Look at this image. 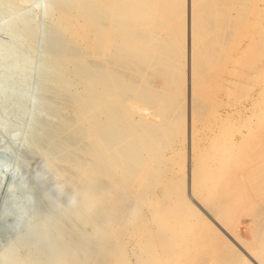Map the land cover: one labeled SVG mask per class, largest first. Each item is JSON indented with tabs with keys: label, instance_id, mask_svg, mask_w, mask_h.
Wrapping results in <instances>:
<instances>
[{
	"label": "rangeland",
	"instance_id": "374dc122",
	"mask_svg": "<svg viewBox=\"0 0 264 264\" xmlns=\"http://www.w3.org/2000/svg\"><path fill=\"white\" fill-rule=\"evenodd\" d=\"M15 1L22 3L17 14L35 4L39 8L35 35L27 39L9 25L0 7V264L30 225L46 217L25 186L20 161L41 106L36 99L45 61L43 30L55 33L57 28L47 26L38 1ZM129 1L131 7L126 0L116 2L120 8L114 35L146 30L143 24L158 21L156 29L144 48L134 41L127 47L131 62L126 68L116 62L112 66L111 79L123 76L122 110L115 99L101 105L97 92L88 118L114 128L113 139L125 128L122 116L128 112L125 116L130 114L126 118L138 134L133 132L154 138L150 150L139 148L140 155L134 156L142 180L135 178L119 189L110 184L97 216L92 219L78 210L65 229L82 218L79 232L103 241L94 264H264V0H208L212 6L193 19L192 0H164L174 5L167 10L161 0ZM96 2L88 0L85 7ZM104 22L106 27L111 24ZM69 31L66 43L75 59L87 57L93 65L91 47L82 38L71 40ZM98 41L107 42L108 37L104 33ZM113 47L102 49L100 67L109 65ZM158 49L159 59L154 57ZM160 68L165 73L159 75ZM61 112L59 122L67 130L60 139L68 141L80 126L79 116L69 104ZM81 125L84 140L78 149L91 141L87 124ZM67 166L65 174L74 163ZM126 168L131 174L135 167ZM113 171L109 181L119 185V173ZM117 203L122 205L115 210ZM68 210L62 209L64 218ZM105 218L108 226L101 231Z\"/></svg>",
	"mask_w": 264,
	"mask_h": 264
},
{
	"label": "bare ground",
	"instance_id": "6f19581e",
	"mask_svg": "<svg viewBox=\"0 0 264 264\" xmlns=\"http://www.w3.org/2000/svg\"><path fill=\"white\" fill-rule=\"evenodd\" d=\"M32 1L35 3L38 1L41 4L40 6H42L41 10L43 9L46 12L47 26H57L55 33H50L48 29L43 30L44 49L42 54L45 56V61L40 65L42 68V85L37 94V99L35 97L38 105L41 106L38 107L37 112L34 114L28 132L30 136H28L29 141L27 143L29 142V144L21 153L23 161H20V169L27 184L25 186L29 187V192L32 193L33 191L46 217L43 223L34 221L30 225L24 235L14 244L8 258L3 260L2 264H94V253L99 250L98 246L103 241H98L97 237L95 241L92 240L88 231V235L86 232L81 233L83 228L79 232V227L84 221L82 218L79 223L69 225L66 229L64 225L78 210H83L86 212L85 216L94 219L98 214L99 204L101 203L99 200L107 199V193L110 192L107 189L110 184L116 183V188L118 187L119 189L122 184H127L135 178L142 180V176L138 173L140 167L137 161L134 160V156H137L139 148L146 151L150 150V143L154 138V134H151L150 138L143 133L137 135L138 131L132 129L130 117L126 118L130 114L125 116L128 112H125V114L123 112L125 117L122 116V119L125 121L126 126L116 138L113 136V140L111 137L114 133V128L100 126L102 121L90 120L88 118V110L93 105L95 106L93 98L96 97L97 92L101 93L100 95L102 96L100 102L103 104L101 105L107 106L110 100L115 99L117 107L119 109L123 108L122 105L126 101V91L121 88L123 76L115 80L111 79L112 66L115 62L123 66L129 65L131 62L129 59L131 58L128 55L129 49L127 47L134 41L137 42L136 44L140 49L144 48L150 39L152 30L156 29L154 25L158 21L154 20V25L149 24L147 21L145 24L141 23L146 25V30H127L128 33L124 34L122 32L120 36H117V34L114 35L118 29L115 20L120 8L116 7L117 0H97L89 9L85 7V2L88 0ZM173 1L175 2V0ZM161 2L166 10L167 8H174V5H170V3L165 4L164 0H161ZM192 2V19L197 13L204 12L207 9L206 7L212 6L208 2L207 4L204 2L206 5H203L201 3L203 0L201 2L192 0ZM125 3L126 5L128 4L127 0ZM21 4L19 5L15 0H0V7L5 10L9 25L14 26L19 35L32 39L35 35V23L39 5L35 4L30 7L28 12L24 11L25 14L20 13V11V14H17L18 6H21ZM130 4L127 7H131ZM159 10L161 11V9ZM160 11L158 12L159 14L161 13ZM107 12L108 17L105 16ZM155 14L156 18V11ZM104 21L111 24L106 27ZM131 24L128 25L131 27ZM143 25L139 26L140 29H143ZM69 30H71V33H69L71 34L69 37L71 40L77 42L79 40L75 39L82 38L91 47L92 53L90 52V56H93V65L88 63V60H84L87 57L83 60L75 59L74 50H71L66 43L65 33ZM104 33L108 37V41L99 43L98 37ZM112 40H115L114 44L110 43ZM119 43H122V45ZM162 43H159L158 48L162 49L165 47ZM104 46L110 48L114 46L109 65L106 68L104 66L100 67L98 63L103 55L102 49ZM159 51L158 49L154 56L157 59H159ZM76 62L81 68L76 66ZM164 66L166 70L168 63H164ZM162 68L158 70L159 75L165 73ZM67 77H69L68 81H66ZM135 87L131 88L133 93L136 91ZM89 101H91V104L87 106ZM67 104L77 112L79 116L77 124L80 126H77L76 130H74L71 139L63 141L60 136L67 129L65 130V128L61 127L59 120L62 117L61 111ZM79 122L87 124L89 137L91 138L90 143L85 142L86 146L84 145L80 149H78V144L84 140V137L83 129H81L82 125ZM81 137L83 140H81ZM113 141L116 142L117 146L114 150ZM132 143L133 145H131ZM78 159L82 160L77 162ZM73 163L74 166L69 170V174H65L66 166ZM131 166L135 168L134 172L129 174L126 172L129 168L127 169L126 167ZM113 168L119 173V185H117L118 181L116 182V180L109 181L114 172ZM60 195L64 201L59 202ZM79 200H81V203ZM121 205L117 203L113 209L117 210ZM67 206L69 210L65 211L68 214L64 218L62 209L64 210ZM33 220L35 219L33 218ZM92 222L94 221L92 220ZM100 224L101 231H103L102 229H107L108 219L103 220Z\"/></svg>",
	"mask_w": 264,
	"mask_h": 264
}]
</instances>
